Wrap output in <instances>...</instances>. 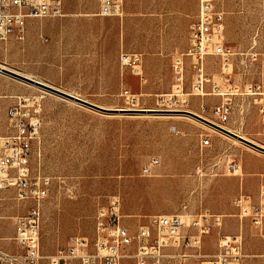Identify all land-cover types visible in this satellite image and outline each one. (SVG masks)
<instances>
[{"label":"rangeland","instance_id":"obj_1","mask_svg":"<svg viewBox=\"0 0 264 264\" xmlns=\"http://www.w3.org/2000/svg\"><path fill=\"white\" fill-rule=\"evenodd\" d=\"M82 1L87 7L95 8L98 5V0ZM227 2L214 0V10L221 12L223 17V12L227 13ZM149 26L141 21L135 23L134 34L131 40L124 41L123 52L145 54L143 52L155 50V41L151 39L157 37V33L154 32L153 37H150ZM224 36L226 48L231 52L224 56H208L203 61L202 73L211 80L206 84L211 88H204L202 93L209 94L189 95L193 91L196 75L189 57L184 59L182 81H178L171 67L176 79L175 91L172 93L189 100L185 109L214 121V107L231 99L233 113L224 126L264 147L260 106L253 97L241 94V81L234 77L236 58L242 55L228 43L227 29ZM4 43L0 42V45ZM126 45L129 50H126ZM177 50L180 53L176 59L185 53L182 52L184 50ZM0 64L30 74L9 60L4 47H0ZM142 68V77L133 74L131 85L123 84L118 96L98 105L108 109H158V100L166 95L153 96L141 92L140 86L146 84L143 64ZM150 71L157 77H165L168 74L167 64L165 61L163 64H152ZM232 81L236 85L231 86ZM237 88L238 92L234 95H218ZM125 91L129 93L125 94ZM29 95L42 97L44 114L41 143L34 168H40L53 178L42 211L40 241L44 255H52L66 247L73 236L92 238L98 210L107 207L112 200L120 199L123 224L133 234L149 225L152 216L183 215L187 224L184 234L193 237L192 245L182 247L178 251L179 257L173 258L174 251H171V258L164 264H203L216 252L207 250V238L216 234L218 248L222 235H234L226 232L225 221L230 215H218L212 208H225L228 203L233 206L238 195H235L237 186L240 193H247L243 179L249 172V164L253 167L249 176L258 179V187L264 183V151L194 117L102 112L3 73H0V136L11 131L9 109L16 97ZM132 95L136 98L135 103L129 99ZM79 97L88 101L95 98L109 100L97 96ZM197 98L200 105L194 107ZM205 139L210 140L207 146L203 144ZM155 158L160 160V165L154 169L152 176H146L143 168ZM233 162L239 167L236 172L229 171ZM232 177L239 179L238 185L233 184ZM154 180L161 182L157 185ZM32 204L31 201H19L12 188L0 189L1 248L8 252L18 251L19 247L13 240L16 234L13 217L25 215ZM233 208L235 211L232 213L237 217V210ZM205 211L221 216L223 226L210 235L199 237L190 224ZM243 238L245 244L244 229ZM195 239L200 242L193 243ZM123 264L136 262L130 258L124 260Z\"/></svg>","mask_w":264,"mask_h":264},{"label":"built area","instance_id":"obj_2","mask_svg":"<svg viewBox=\"0 0 264 264\" xmlns=\"http://www.w3.org/2000/svg\"><path fill=\"white\" fill-rule=\"evenodd\" d=\"M99 2L100 16L121 14V0ZM62 16L63 0H0V42L6 43L11 39L23 41L29 19ZM224 33V17L221 12L214 10V0H201L198 19L190 25V45L173 65L178 81H182L184 59H192L196 75L193 91L189 95L209 94L202 93L205 85L211 81L203 75L202 65L208 56H224L231 52L226 48ZM256 58L257 55H252V59ZM120 61L124 67L131 68L135 75L143 76L141 55L123 53ZM241 89L242 95L251 96L258 102L264 133V81L247 83ZM236 92L238 88L224 92V96H231ZM128 93L125 91V94ZM220 94L222 95L218 93ZM129 99L135 103V97ZM157 104L160 110L183 111L187 110L184 106L189 104V100L172 93L160 98ZM232 113L231 99H227L213 109L217 122L209 120L223 126ZM9 121L10 133L0 136V189L12 188L19 201H31L33 204L25 215L13 217L16 230L13 240L19 249L8 252L0 247V264H123L124 260L130 258H134L136 264H164L171 258V251H174L173 258L179 257L178 251L182 247L192 245L193 237L184 234L187 224L183 215L152 216L149 225L141 227L133 234L124 226L119 204L115 201L110 207L100 210L92 238L73 236L66 247L58 249L52 255H44L40 241L42 211L53 178L40 168H34L44 123L42 97L17 96L9 109ZM203 144L209 145L210 140L205 139ZM159 163V159H153L144 168V173L150 174L152 166ZM238 169L237 163L233 162L229 166L230 172ZM233 205L238 209L239 219H249L254 225L261 226L264 223V183L257 200L252 195L241 194L234 200ZM222 226V217L210 211L198 215L190 224L199 237L210 235ZM199 242L195 239L193 243ZM244 258L243 235H222L216 252L203 264H241Z\"/></svg>","mask_w":264,"mask_h":264},{"label":"crops","instance_id":"obj_3","mask_svg":"<svg viewBox=\"0 0 264 264\" xmlns=\"http://www.w3.org/2000/svg\"><path fill=\"white\" fill-rule=\"evenodd\" d=\"M200 5L201 0H121L120 15L102 17L99 15V0L95 8L87 7L82 0H63L64 16L29 19L23 41L11 39L0 47H4L15 66H21L40 81L63 88L65 90H61L70 91L68 93L78 97L109 98L108 101L98 98L90 101L97 105L110 102L113 97L118 96L123 84H132L134 72L121 64L120 57L123 53L142 56L146 76V84L140 86L142 93L153 96L172 94L176 79L171 67L180 53L177 49L186 52L190 45V25L198 19ZM226 11L227 13H223L228 43L242 55L241 58H236L234 64L235 79L241 81V88L247 83L264 81V0H228ZM140 21L150 24V37H153L154 32L157 33V37L151 39L155 41L153 46L156 49L143 52L145 54L123 52L124 41L131 40L135 23ZM252 55H257V58L252 59ZM164 61L168 74L165 77L155 76L150 71V66L163 64ZM230 85L234 86L236 83L232 81ZM207 87L211 88L210 85L205 88ZM198 100L199 98L194 102V107L200 105ZM151 162L152 160L147 165ZM159 165L160 163L153 165L151 173L144 174L152 176ZM247 170L249 172L243 179V189L247 193H240L237 186L236 198L241 194H248L258 199L261 184L258 187V179L249 176L250 171H253L250 164ZM154 181L157 185L161 182ZM231 181L233 184L239 183L238 178L232 177ZM115 201L122 214L120 199L112 200L107 207L98 210L95 228L100 210L110 207ZM233 206L228 203L225 208L212 209L218 215H230L225 221L227 233L243 235L244 229L245 258L241 264H264V223L256 226L250 220L235 217L232 213L235 211ZM236 210L238 213V209ZM217 241L216 234L206 239L210 253L216 251Z\"/></svg>","mask_w":264,"mask_h":264},{"label":"water","instance_id":"obj_4","mask_svg":"<svg viewBox=\"0 0 264 264\" xmlns=\"http://www.w3.org/2000/svg\"><path fill=\"white\" fill-rule=\"evenodd\" d=\"M0 73H3V74H6L8 76H11L13 78H16L20 81L27 83V84L35 85L39 88L45 89V90L53 93V94H56V95L61 96L63 98L69 99L71 101H75L81 105H84V106H87V107H90V108H93L95 110L102 111V112H114V113H121V114H146V113H150V114H184V115H188V116L194 117V118L202 121L205 124H208V125L216 128L217 130L222 131L225 134H228V135H230L236 139H239L240 141L248 144L249 146H252L256 149L264 151V147L254 143V142H252V141H250V140H248L242 136H239L238 134L224 128L223 126H220V125L210 121L209 119H207V118H205V117H203L197 113H194L192 111H188V110L171 111V110H160V109H124V108L108 109V108L102 107L100 105H97L95 103H92L88 100H85L81 97H78L76 95H73L71 93L63 91L59 88L53 87V86H51V85H49L43 81H40L34 77H30V76L23 74L21 72H18L16 70H12L6 66H3L2 64H0Z\"/></svg>","mask_w":264,"mask_h":264},{"label":"bare ground","instance_id":"obj_5","mask_svg":"<svg viewBox=\"0 0 264 264\" xmlns=\"http://www.w3.org/2000/svg\"><path fill=\"white\" fill-rule=\"evenodd\" d=\"M26 75H28V76H30V77H33L32 75H30V74H26ZM30 85V84H29ZM33 86H35V85H33ZM35 87H37V86H35ZM39 88V87H38ZM42 89V88H41ZM43 90H45V89H43ZM45 91H47V90H45ZM49 92V91H48ZM221 93V92H220ZM224 94H226V93H222V95H224ZM221 95V94H220ZM134 96V95H133ZM131 98H134V97H131ZM133 106H135V104H133ZM169 115H184V114H169ZM188 116V115H187ZM223 125V127L224 128H226L225 126H224V124H222ZM210 126V125H209ZM212 127V126H211ZM214 128V127H213ZM216 129V128H215ZM226 129H228V130H230V131H232L231 129H229V128H226ZM220 131V130H219ZM222 132V131H221ZM232 132H234V131H232ZM235 133V132H234ZM236 134H238V133H236ZM239 136H242V135H240V134H238ZM242 137H244V136H242ZM244 138H246V137H244ZM246 139H248V138H246ZM249 140V139H248Z\"/></svg>","mask_w":264,"mask_h":264}]
</instances>
